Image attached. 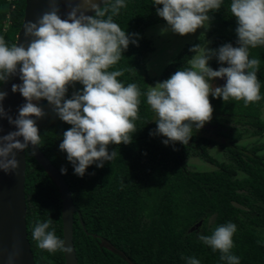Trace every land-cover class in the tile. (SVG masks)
<instances>
[{
	"label": "trees",
	"instance_id": "1",
	"mask_svg": "<svg viewBox=\"0 0 264 264\" xmlns=\"http://www.w3.org/2000/svg\"><path fill=\"white\" fill-rule=\"evenodd\" d=\"M125 2L127 7L113 20L137 43H130L109 71L123 69L124 75L117 79L125 86L136 83L141 91L132 142L110 144L108 151H116V158L104 162L102 168L94 163L79 177L66 152L59 149L63 133L71 125L59 119L47 100L37 102L46 113L36 120L41 135L37 147L61 174L76 208L72 240L78 264H186L188 257H195L200 264H226L218 251L213 252L198 237L211 235L228 222L237 226L231 252L240 258V264H264V155L258 154L264 145L238 144L248 126L254 135L264 131V46L249 49V58L260 60L257 76L261 100L245 107L243 101L224 102L209 96L214 109L212 120L198 131L193 129L188 145H165L167 137L150 134L157 128L156 116L145 95L154 80L146 66L154 47L145 31L166 22L156 11L163 6L154 5L153 0ZM230 4L231 0H223L218 11L208 13V27L178 50L160 73L159 82L190 67L188 61L194 55L190 49L195 45L203 47L209 42L210 50H218L226 43L238 46V24ZM24 7V0H0V36L9 46L15 42ZM227 66L215 56L209 63L213 70ZM217 80L220 87L226 83V77ZM82 89L79 82L70 86L65 99ZM210 146L221 148L228 161L217 160L210 154ZM192 156L216 169L190 170L187 160ZM25 159L26 229L34 262L66 264L63 252L41 250L32 237L37 221L51 219L49 231L54 229L56 236L63 238L62 202L54 181L30 149L25 150ZM61 168L67 169L66 174L61 173ZM239 172L244 176L239 177Z\"/></svg>",
	"mask_w": 264,
	"mask_h": 264
},
{
	"label": "clouds",
	"instance_id": "2",
	"mask_svg": "<svg viewBox=\"0 0 264 264\" xmlns=\"http://www.w3.org/2000/svg\"><path fill=\"white\" fill-rule=\"evenodd\" d=\"M67 2L70 10L66 19L58 14L57 0H48V11L35 22L24 23L27 46L23 43L9 46L0 36V83L19 74L22 83L13 84L12 92H19L26 101L13 119L3 107L7 92L0 91V119L7 118L17 129L0 135V171L4 173L18 169L17 152L41 143L36 120L46 113L34 101L47 100L59 119L71 125L63 133L59 149L66 152L79 177L94 163L102 168L104 162L113 161L117 153H109V145L130 144L132 134L137 131L134 121L139 119L141 91L136 83L125 86L117 79L124 75L123 69L109 71L121 60L129 44L137 43L113 20L127 7L125 0H104L103 7L95 0H82L83 7L73 6L72 0ZM222 3L223 0H153L154 5L163 6L157 8V15L173 33L181 36L208 27V13L218 11ZM229 10L238 24L237 47L231 43L218 50L193 46L190 67L150 86L145 93L157 124L150 134L167 137L165 145L176 142L188 145L193 129L198 131L212 120L214 109L209 96L222 98L224 102L243 101L245 107L262 98L257 76L260 60L250 59L249 49L264 46V0H231ZM88 11H94L95 15H86ZM213 56L228 66L213 70L208 66ZM225 77L222 87H214L210 82ZM77 82L83 85L82 91L65 99L69 87ZM66 171L61 168L62 174ZM50 227L51 219L37 221L32 231L37 246L51 254L71 252L54 229L49 231ZM236 231V224L228 222L215 228L211 235H199L198 239L213 252L218 251L226 264H240V258L231 252ZM18 256L19 252L14 250L8 264H14ZM186 264L200 261L188 257Z\"/></svg>",
	"mask_w": 264,
	"mask_h": 264
},
{
	"label": "water",
	"instance_id": "3",
	"mask_svg": "<svg viewBox=\"0 0 264 264\" xmlns=\"http://www.w3.org/2000/svg\"><path fill=\"white\" fill-rule=\"evenodd\" d=\"M24 16L21 26L16 34L14 43L25 44L28 40L24 36L23 25L27 21L35 22L45 11L49 10L48 0H24ZM101 7L104 0H95ZM73 6L82 5V0H72ZM59 15L61 19L67 18L69 4L67 0H57ZM86 15L92 16L94 11H88ZM30 39V38H29ZM19 74L10 76L6 82L0 83V91L7 92L3 101L5 111L15 119L19 114V108L26 103L19 92H12L13 84H21ZM34 103H37L34 101ZM33 119V117H32ZM0 135H7L16 131L15 125L9 124L7 118L0 119ZM22 141V137L19 138ZM29 149L35 154L34 159L42 166L45 172L51 177L58 188L62 202V240L65 247L71 248V252H63L66 264H78L73 246V214L76 210L71 193L54 165L44 156L37 146L29 145ZM16 158L19 161L18 169L9 174L0 171V264H8V257L14 250L19 252L14 264H35L30 243L27 238L26 229V203L24 193L26 159L25 151L17 152Z\"/></svg>",
	"mask_w": 264,
	"mask_h": 264
},
{
	"label": "rangeland",
	"instance_id": "4",
	"mask_svg": "<svg viewBox=\"0 0 264 264\" xmlns=\"http://www.w3.org/2000/svg\"><path fill=\"white\" fill-rule=\"evenodd\" d=\"M207 26V25H206ZM168 29L167 31H163ZM205 30V27L197 29L193 34H187L181 36L179 34L173 33L167 22H160L147 28L145 35L150 39L154 50L149 53L146 58V66L148 69V74L154 78L150 86H155L159 82V75L163 68L170 62L173 56L178 52L180 48L185 46L187 43L192 42L198 35H200ZM210 43L207 42L203 47L209 49ZM211 59L208 61V66ZM214 87L219 86L220 82L217 78L210 81ZM261 118L264 121V106L262 108ZM252 127L248 126V132L243 135L241 140L238 142L239 145H244L245 147H252L254 145L263 144L264 145V131L261 134H252ZM203 134L210 133L208 131H203ZM222 140V137L218 138ZM211 155H213L219 161H228L222 153V149L215 146H210L208 148ZM258 154L264 155V147L258 150ZM187 165L190 170L193 171H209L216 169V167L206 161H203L199 157L192 156L187 160ZM244 174L239 172V177H243ZM212 221V218L209 222Z\"/></svg>",
	"mask_w": 264,
	"mask_h": 264
}]
</instances>
